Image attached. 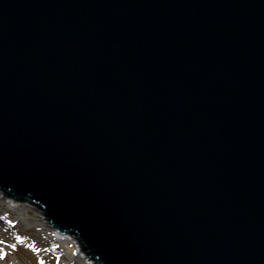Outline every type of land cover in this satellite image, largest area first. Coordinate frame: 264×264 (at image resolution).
Returning <instances> with one entry per match:
<instances>
[{"label":"water","instance_id":"1","mask_svg":"<svg viewBox=\"0 0 264 264\" xmlns=\"http://www.w3.org/2000/svg\"><path fill=\"white\" fill-rule=\"evenodd\" d=\"M0 189L96 264H264V0H0Z\"/></svg>","mask_w":264,"mask_h":264},{"label":"rangeland","instance_id":"2","mask_svg":"<svg viewBox=\"0 0 264 264\" xmlns=\"http://www.w3.org/2000/svg\"><path fill=\"white\" fill-rule=\"evenodd\" d=\"M56 232L29 199L17 201L0 189V264H68L74 256L80 264H96L74 235L59 239Z\"/></svg>","mask_w":264,"mask_h":264},{"label":"bare ground","instance_id":"3","mask_svg":"<svg viewBox=\"0 0 264 264\" xmlns=\"http://www.w3.org/2000/svg\"><path fill=\"white\" fill-rule=\"evenodd\" d=\"M16 221H18L17 219H15V224H16ZM54 230V229H53ZM57 233V235L58 236H60V237H58L59 239H62L63 238V235H61L60 233H58V232H56ZM64 240V239H63ZM0 248H1V246H0ZM74 258H75V256L74 257H72V260L70 261V262H68V264H80V262L79 261H75L74 260ZM74 260V261H73ZM91 260V259H90ZM90 260H88L87 262L89 263V261ZM82 264H84V263H82Z\"/></svg>","mask_w":264,"mask_h":264}]
</instances>
